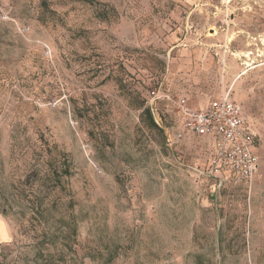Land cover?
Instances as JSON below:
<instances>
[{
	"label": "rangeland",
	"instance_id": "rangeland-1",
	"mask_svg": "<svg viewBox=\"0 0 264 264\" xmlns=\"http://www.w3.org/2000/svg\"><path fill=\"white\" fill-rule=\"evenodd\" d=\"M226 92L260 166L218 188L165 131ZM0 264H264V0H0Z\"/></svg>",
	"mask_w": 264,
	"mask_h": 264
},
{
	"label": "built area",
	"instance_id": "built-area-1",
	"mask_svg": "<svg viewBox=\"0 0 264 264\" xmlns=\"http://www.w3.org/2000/svg\"><path fill=\"white\" fill-rule=\"evenodd\" d=\"M159 89L160 86L151 88L149 97L153 100L171 98ZM172 101L180 129L169 134L168 144L181 140L186 132L210 141L211 154L204 167L195 168V176L215 180L218 188L240 181L250 185L259 173L260 159L255 150L256 133L240 103L229 92L200 107L192 105L184 96ZM155 106L150 109L156 110Z\"/></svg>",
	"mask_w": 264,
	"mask_h": 264
},
{
	"label": "trees",
	"instance_id": "trees-1",
	"mask_svg": "<svg viewBox=\"0 0 264 264\" xmlns=\"http://www.w3.org/2000/svg\"><path fill=\"white\" fill-rule=\"evenodd\" d=\"M85 1H88V2H92L93 0H85ZM149 91V90H148ZM156 110H157V106H155ZM158 111V110H157ZM142 117L143 119L145 120V122L151 126V127H155V128H158V124L155 122L154 118H153V115H152V112H151V109H150V106H145L142 110Z\"/></svg>",
	"mask_w": 264,
	"mask_h": 264
},
{
	"label": "crops",
	"instance_id": "crops-1",
	"mask_svg": "<svg viewBox=\"0 0 264 264\" xmlns=\"http://www.w3.org/2000/svg\"><path fill=\"white\" fill-rule=\"evenodd\" d=\"M177 115V114H176ZM180 129V122H179V117H178V115H177V125H176V129H175V131H177V130H179ZM175 131H173L172 132V134L175 132ZM194 134L193 133H191V132H186L185 134H184V137L183 138H185V137H191V136H193ZM206 165V164H205ZM201 167H204V166H201Z\"/></svg>",
	"mask_w": 264,
	"mask_h": 264
},
{
	"label": "water",
	"instance_id": "water-1",
	"mask_svg": "<svg viewBox=\"0 0 264 264\" xmlns=\"http://www.w3.org/2000/svg\"><path fill=\"white\" fill-rule=\"evenodd\" d=\"M156 123L160 126V123H158V121H156ZM160 127H162V126H160ZM165 136H166L167 142H170V137H169V134H168L167 130L165 131Z\"/></svg>",
	"mask_w": 264,
	"mask_h": 264
}]
</instances>
